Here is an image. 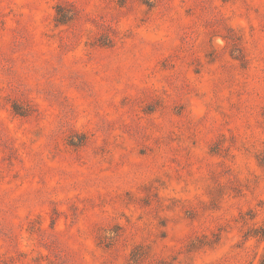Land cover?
<instances>
[{"label": "rangeland", "instance_id": "rangeland-1", "mask_svg": "<svg viewBox=\"0 0 264 264\" xmlns=\"http://www.w3.org/2000/svg\"><path fill=\"white\" fill-rule=\"evenodd\" d=\"M0 264H264V0H0Z\"/></svg>", "mask_w": 264, "mask_h": 264}]
</instances>
